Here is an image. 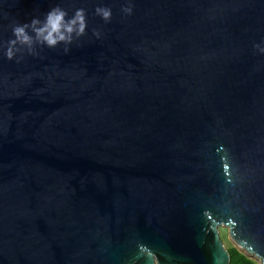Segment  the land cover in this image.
Here are the masks:
<instances>
[{
	"label": "water",
	"instance_id": "water-1",
	"mask_svg": "<svg viewBox=\"0 0 264 264\" xmlns=\"http://www.w3.org/2000/svg\"><path fill=\"white\" fill-rule=\"evenodd\" d=\"M59 2L89 11L69 52L0 53V264H230L205 208L264 252V0H0V40Z\"/></svg>",
	"mask_w": 264,
	"mask_h": 264
},
{
	"label": "clouds",
	"instance_id": "clouds-1",
	"mask_svg": "<svg viewBox=\"0 0 264 264\" xmlns=\"http://www.w3.org/2000/svg\"><path fill=\"white\" fill-rule=\"evenodd\" d=\"M134 0H123L120 8L123 14L131 15L134 9ZM64 6L63 3H53L40 15H33L30 20L10 22L12 35L8 39L0 40V53L8 60L21 62L25 55L39 56L44 48L54 49L63 46L64 53L70 51V46L87 35L89 31V11L85 6ZM92 15L99 17L105 24L113 17V6L105 0H96ZM92 35L99 39L102 36L100 27L91 28ZM253 49L264 54V39L254 42ZM215 151L219 154L220 167L227 177L228 183H235L232 171H235L234 162L229 148L220 144ZM231 169V171H230ZM205 218L211 219L205 233L212 232L218 237L222 245L231 244L248 255L253 264H264V252L256 247L255 243L245 237L240 231V221L232 215L213 218L212 209L203 210ZM137 259L142 256L144 264H161L160 254L152 247L138 239L136 241ZM224 251H227L225 247ZM132 264H136L135 261ZM215 264H224L223 256L216 257Z\"/></svg>",
	"mask_w": 264,
	"mask_h": 264
},
{
	"label": "trees",
	"instance_id": "trees-1",
	"mask_svg": "<svg viewBox=\"0 0 264 264\" xmlns=\"http://www.w3.org/2000/svg\"><path fill=\"white\" fill-rule=\"evenodd\" d=\"M230 264H253L252 259L235 247L227 248Z\"/></svg>",
	"mask_w": 264,
	"mask_h": 264
},
{
	"label": "rangeland",
	"instance_id": "rangeland-1",
	"mask_svg": "<svg viewBox=\"0 0 264 264\" xmlns=\"http://www.w3.org/2000/svg\"><path fill=\"white\" fill-rule=\"evenodd\" d=\"M224 247H227V248H229V247H235L234 245H231L230 243L229 244H227V245H224ZM235 248H237V247H235ZM239 251H241L242 253H244L241 249H239V248H237ZM245 254V253H244ZM246 255V254H245ZM246 256H248V255H246ZM249 257V256H248ZM250 258V257H249Z\"/></svg>",
	"mask_w": 264,
	"mask_h": 264
}]
</instances>
